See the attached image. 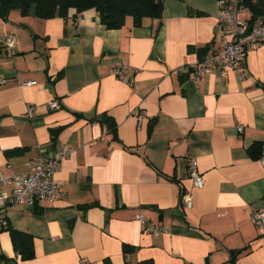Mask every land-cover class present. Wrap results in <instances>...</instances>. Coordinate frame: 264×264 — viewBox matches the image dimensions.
<instances>
[{
  "label": "crops",
  "instance_id": "obj_1",
  "mask_svg": "<svg viewBox=\"0 0 264 264\" xmlns=\"http://www.w3.org/2000/svg\"><path fill=\"white\" fill-rule=\"evenodd\" d=\"M221 46L217 0H165L161 17L135 25L128 15L120 27L95 7L0 11V171L26 173L31 156L72 147L55 172L64 197L12 206L0 252L17 264H264V232L251 220L264 208V164L249 148L264 147V43L240 69L193 83L184 65ZM116 59L132 82L113 74ZM189 156L203 187L192 185ZM11 189L0 182V193ZM181 189H191V207ZM140 209L170 231H145ZM12 228L32 233L31 257L18 253Z\"/></svg>",
  "mask_w": 264,
  "mask_h": 264
},
{
  "label": "built area",
  "instance_id": "obj_2",
  "mask_svg": "<svg viewBox=\"0 0 264 264\" xmlns=\"http://www.w3.org/2000/svg\"><path fill=\"white\" fill-rule=\"evenodd\" d=\"M218 5L219 22L222 30L221 48L184 65L186 70L193 71L192 81L195 84L200 82L204 74L213 70L226 73L229 68L240 69L245 62L247 53L264 43V15L251 20V10L245 0H218ZM6 43L11 47L15 46L16 38L12 33L6 35ZM112 72L126 82L133 81V71L129 64L122 59L114 61ZM6 80L5 77H0V83H4ZM22 83L34 84L36 80L28 79ZM47 104L51 109L60 106L58 99H51ZM35 108L34 103H28L27 112L32 114ZM143 116L142 112L138 114L139 122ZM238 127L242 129L243 126L239 125ZM71 151L72 147L65 145L52 156L44 153L33 155L26 161L30 168V171L26 173L20 172L14 166H9L6 172L0 171V182L12 184L11 191L0 193V225L8 224L7 212L17 203L35 207L42 199L54 201L64 197L63 184L55 177V172L61 158L67 156ZM259 159L264 164V147ZM188 164L192 185L203 187L205 177L199 169L196 157L189 156ZM181 202L185 207L192 206L191 189H184L181 193ZM134 216L143 224V229L147 232L170 231L164 225L149 222L141 209ZM251 220L264 232V208L255 209L251 213Z\"/></svg>",
  "mask_w": 264,
  "mask_h": 264
},
{
  "label": "trees",
  "instance_id": "obj_3",
  "mask_svg": "<svg viewBox=\"0 0 264 264\" xmlns=\"http://www.w3.org/2000/svg\"><path fill=\"white\" fill-rule=\"evenodd\" d=\"M164 3L165 0H0V11L7 15L11 8L18 7L23 13H27L34 4L36 15L52 17L55 15L69 16L71 13H79L88 7H95L100 13L101 21L108 27H120L125 23L128 15L133 17L135 25H141L145 17H161ZM245 3L251 10V20L264 15V0H245ZM104 120L108 121L109 128L114 131L115 124L111 121L112 119L105 118ZM262 143L256 140L249 146L258 158L263 149ZM183 191L184 189H181V193ZM11 232L20 256L22 258L31 257L33 255L32 233L16 228H12ZM11 260L13 264H17L13 257L0 252V261L7 263Z\"/></svg>",
  "mask_w": 264,
  "mask_h": 264
},
{
  "label": "water",
  "instance_id": "obj_4",
  "mask_svg": "<svg viewBox=\"0 0 264 264\" xmlns=\"http://www.w3.org/2000/svg\"><path fill=\"white\" fill-rule=\"evenodd\" d=\"M34 206L33 205H30V208H33Z\"/></svg>",
  "mask_w": 264,
  "mask_h": 264
},
{
  "label": "rangeland",
  "instance_id": "obj_5",
  "mask_svg": "<svg viewBox=\"0 0 264 264\" xmlns=\"http://www.w3.org/2000/svg\"><path fill=\"white\" fill-rule=\"evenodd\" d=\"M217 4H218V0H217ZM244 16V15H243Z\"/></svg>",
  "mask_w": 264,
  "mask_h": 264
}]
</instances>
